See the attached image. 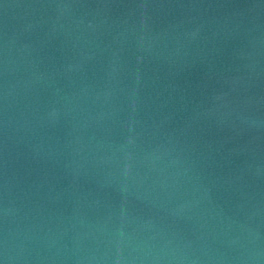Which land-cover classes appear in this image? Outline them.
I'll return each instance as SVG.
<instances>
[{"label": "water", "instance_id": "obj_1", "mask_svg": "<svg viewBox=\"0 0 264 264\" xmlns=\"http://www.w3.org/2000/svg\"><path fill=\"white\" fill-rule=\"evenodd\" d=\"M0 264H264V0H0Z\"/></svg>", "mask_w": 264, "mask_h": 264}]
</instances>
